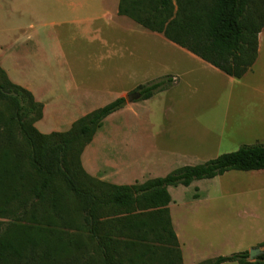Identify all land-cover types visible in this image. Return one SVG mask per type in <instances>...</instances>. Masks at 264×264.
I'll return each mask as SVG.
<instances>
[{"label": "rangeland", "instance_id": "rangeland-1", "mask_svg": "<svg viewBox=\"0 0 264 264\" xmlns=\"http://www.w3.org/2000/svg\"><path fill=\"white\" fill-rule=\"evenodd\" d=\"M118 3L0 0V66L43 104L33 124L40 133L66 132L94 110L169 75L176 77L169 89L148 100L124 101L103 120L80 156L91 178L140 184L241 146L264 144V30L252 70L235 79L118 15ZM168 190L182 264L264 243V169L231 170ZM64 201L68 217L75 216L73 202ZM41 206L39 217L50 209ZM20 223L77 234L59 220ZM79 240L87 243L84 236ZM143 244L161 252L172 248Z\"/></svg>", "mask_w": 264, "mask_h": 264}, {"label": "trees", "instance_id": "trees-1", "mask_svg": "<svg viewBox=\"0 0 264 264\" xmlns=\"http://www.w3.org/2000/svg\"><path fill=\"white\" fill-rule=\"evenodd\" d=\"M117 13L235 79L251 70L264 29V0H119ZM174 81L167 75L136 91L148 100ZM124 101L116 98L66 132L43 134L33 126L43 104L0 66V264H182L168 189L231 170L264 169V144H257L140 184L100 183L84 171L80 156L103 120ZM65 197L75 205V216L68 217ZM43 204L50 209L39 217ZM27 220H59L77 234L20 223ZM144 242L172 248L161 252L162 247ZM259 247L263 253L253 261L243 251L199 264H264V243Z\"/></svg>", "mask_w": 264, "mask_h": 264}, {"label": "water", "instance_id": "water-1", "mask_svg": "<svg viewBox=\"0 0 264 264\" xmlns=\"http://www.w3.org/2000/svg\"><path fill=\"white\" fill-rule=\"evenodd\" d=\"M140 97H141L140 93L138 91H135V92H132V93L125 95L124 99L126 102H132V101L139 100ZM248 253H249V261H253L260 254L263 253V249H261L260 247L253 248Z\"/></svg>", "mask_w": 264, "mask_h": 264}, {"label": "crops", "instance_id": "crops-1", "mask_svg": "<svg viewBox=\"0 0 264 264\" xmlns=\"http://www.w3.org/2000/svg\"><path fill=\"white\" fill-rule=\"evenodd\" d=\"M115 12H117V9H116ZM263 30H264V29H263ZM261 32H262V31H261ZM261 32H260V33H261ZM153 33H156V32H153ZM260 33H259V34H260ZM258 46H259V40H258ZM180 48H181V47H180ZM182 49H183V48H182ZM258 49H259V48H258ZM184 50H185V49H184ZM185 51H186V50H185ZM186 52H188V51H186ZM188 53H189V52H188ZM190 54H191V53H190ZM211 67H212V66H211ZM251 70H252V69H251ZM244 76H245V75H244ZM173 78H176V77L173 76Z\"/></svg>", "mask_w": 264, "mask_h": 264}]
</instances>
